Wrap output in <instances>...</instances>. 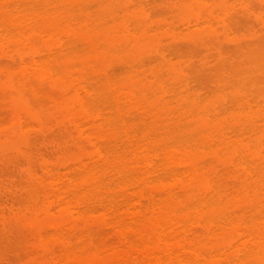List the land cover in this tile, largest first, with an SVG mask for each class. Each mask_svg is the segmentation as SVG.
Masks as SVG:
<instances>
[{"label": "bare ground", "instance_id": "6f19581e", "mask_svg": "<svg viewBox=\"0 0 264 264\" xmlns=\"http://www.w3.org/2000/svg\"><path fill=\"white\" fill-rule=\"evenodd\" d=\"M201 1L178 18L168 1L171 24L153 21L148 0H0V163L14 153L23 170L0 168V264H264V181L244 167L247 148L228 147L242 130L225 118L230 102L213 116L162 45L191 28L200 48L221 31L233 41L217 12L235 7ZM31 135L53 149L34 157Z\"/></svg>", "mask_w": 264, "mask_h": 264}, {"label": "rangeland", "instance_id": "374dc122", "mask_svg": "<svg viewBox=\"0 0 264 264\" xmlns=\"http://www.w3.org/2000/svg\"><path fill=\"white\" fill-rule=\"evenodd\" d=\"M148 1H150V3H154V1H155L154 5H150V6L148 5L146 7V9H148V12H149V10L151 11L150 14H151L152 18L154 17L155 19L161 20V21L165 19V21H169L172 24L171 20L176 21V19L180 15L179 14L180 10H182V12H180L181 14H183V12L186 13V11H188L187 6L190 4L189 2L193 1L191 3V5L194 3L195 4L198 3V5H199V2L201 0H196V1L195 0H187L188 4L185 0H183V1L180 0L182 2H180L179 0H174V1L173 0H164L165 2L163 0H148ZM168 1H170L169 3H171L172 9L178 10V12H173L177 17L175 19H174L175 15H173V13H170V11H169V10H172L171 6L166 5ZM208 1L210 2V0H207V2ZM226 1H225L226 4L228 3L229 6H232V7L234 6L236 10H234V8L231 10L230 7L229 8L226 7L224 10L218 9L219 12H217V17H219L218 14L221 15L220 17H223L222 15H225V17L227 19H229L231 17L228 22L231 23L232 30L234 32L236 31V33L233 34V36H231L232 33L229 32L230 33L229 39L231 38V39H233V41H231V42H230V40L228 41V37L226 40V38H224V37H226V35L225 36L223 35V32L225 33V31H221V29L216 30L217 28H219V26L216 25V27H215L216 29L214 28L216 30V32H218V31H219V33H220V31L222 32L221 34H218L220 39H218V35L217 36H214V34L212 36H211V34L209 36L207 35L208 36L207 41H208L209 37L210 38L214 37V39H216V40L212 39V40H214L212 42V40L209 39V41L211 40V42L208 41L209 42V43H207L208 46H205L204 48L203 47L200 48L201 47L200 44L198 45V47L196 45L194 46L193 43H195V42L190 40V38L192 39V37H191V35L189 37V35L187 33L190 32L192 34V31L194 30L193 28H191L192 31L183 30L180 33L181 34L180 37H182V38L179 39L180 41L178 40L179 42L178 41L172 42V45H171V43H170L171 41L168 43L167 42L168 39L164 38L166 40L162 39L163 40L162 45H165V49L163 47L164 51L166 50V52H167L165 55L167 56V54L169 53L168 54L169 56H167V57L168 58L170 57V60H172V64H174V65L176 63L182 64L181 70H179V69L178 70H179V72L182 71L181 73H183V75L190 76L188 79H190L189 82L191 83V85H193L195 87L194 93L199 94L201 96L207 95V97H210V99L207 98L208 99L207 100L208 101L207 107L209 106L210 112H211V110L214 111V112H211L212 115H213V113L216 114L215 113V111H216V112H220L221 117H223V118L225 116H226L225 118L230 117V118L226 119L228 121L232 117V120H230V121L232 122L235 120L233 123V125H235V126H237V124L235 122L238 120L239 128L240 129L242 128V130H237L238 129L237 128L236 131L233 132V134H232L233 142H231V144L228 147L229 148L231 147L230 150H233L234 152H239V153L241 152V153L245 154V152L247 153V151L249 153V150H250L253 153V154H251V152H250V154H251L250 156L247 153V159L245 158L246 161L244 160L245 161L244 167L248 170V173H252L253 179H254L252 182L255 181L254 183L256 184L259 181V183H262V185H263L264 164L262 165L263 166L262 167L261 165H259V163L262 164L264 162V161H262V159L264 160V139L262 140V137L264 138V120H262L264 118V72H263L264 69H263V71L261 69L264 67V65L262 64V61L260 62L259 60H256V59L259 57L264 58V26H262L264 24L260 25L262 27L258 26L259 24L256 25L257 19H254V18H257L258 14L261 15L264 12V5H261L259 0H257V1L246 0L247 3H245L246 1L244 2L245 5H243V6L248 7V5L250 4L249 6H251L252 9L254 8L253 12H255V14H257L256 15L257 17H255L254 13L251 14V11H248L249 12L248 14H247V12H244L245 8H241L242 6H240L242 4V0H240V2L238 0L237 1L236 0H226ZM248 1H249V4H248ZM211 2L213 4V0ZM182 3H185L183 5H186L183 8L180 7V5H182ZM201 3H202V1H201ZM174 4L177 6L179 5V7H177V8H180V9L173 8ZM208 4H211V3H208ZM246 4H247V6H246ZM191 5H189L190 9H191V7H190ZM164 6H165V9L167 7V11H165V9H163ZM192 7L194 8L193 11L195 12V15H196V13L198 14L199 11H200L199 14L203 13V12H201V10L196 12L197 11L196 8H198L196 5H192ZM223 8H221V9H223ZM185 9H186V11H185ZM237 10H238V12H236ZM193 11L192 12L190 11V12L194 13ZM224 11H226V12H224ZM240 11H241V13H240ZM177 14H178V16H177ZM227 14L229 17L227 16ZM229 14H231V15H229ZM170 17H171V19H170ZM154 18H153V21L155 20ZM168 19H170V20H168ZM254 20L256 21V24H255ZM166 23L167 22H165L164 24H166ZM253 23L255 25H253ZM167 25H169V24L167 23L166 26ZM234 25H235V27H234ZM237 25H238V27H237ZM169 28H170V26H168V30H167V27L165 29V26H164L162 29H155V33L154 32H151V33L152 34L153 33L154 34H158V33L162 34L161 31H164V29H165V31H169ZM195 31H197V30H195ZM230 31H231V29H230ZM184 33L187 34L189 39L186 38V40H184L185 39V37H183V36H185ZM227 33L228 32H226V34ZM158 35H157V37H158ZM220 35L221 36L223 35V36L220 37ZM237 35H238V37L236 38L235 36H237ZM160 37H161V35H160ZM160 37H158V38H160ZM215 37H217V38H215ZM235 38L237 39V41H234ZM223 39L225 41H223ZM162 40H160V41H162ZM238 40L242 41L244 43V45H242L243 44L242 42H241L242 44L239 43ZM173 43H176V44L173 45ZM167 44H169V45H167ZM247 44H249L250 46H248ZM160 45H161V43H160ZM170 45H171V47H170ZM79 50H80V48H79ZM262 59H260V60H262ZM255 60L260 62V63L258 64L257 62H255ZM153 61H151L150 63H147L146 67L147 68L149 67L151 70H158V67H156V66H160L162 64L157 65L158 61L157 62L155 61L157 64L156 63L154 64ZM159 63H161V62H159ZM148 64H150V65H148ZM151 64H152V66H151ZM257 65H259V66H257ZM163 66H164V69L162 67H161L162 69L160 67L159 68L161 70H163L164 76L165 75L166 76H165V78H164V76L162 77L161 82H169L172 79L171 77L175 76V73H173L171 71V65L170 64L168 65L169 68H168V66H166V64H164ZM174 69H176V68H174ZM119 70H121V68H119ZM123 70L120 73L117 70V73L122 74ZM141 70L142 69H140L139 72ZM178 70H174V71H178ZM165 71L168 73V75L166 74ZM172 74H174V75H172ZM169 76L171 79L169 78ZM148 80L153 81V78L149 77ZM178 96L176 97V100L175 99H171V100L169 99L172 102L171 103L172 108L178 107L180 105L179 102L181 104H183L182 101H180V99L178 101ZM216 96H217V98H216ZM218 96H219V99H218ZM220 98H221V100H220ZM233 99H234V101H233ZM229 100H231V101H229ZM220 101L221 102L223 101L221 103L222 105L224 103L230 102L229 104H227V109L224 108V105H226V104H224L223 107H222V105L219 104ZM208 103H210V104L208 105ZM217 103H218V105H217ZM50 104H52V106ZM49 105H50L49 107L51 108L50 109L51 112L46 109V113H47V111H49L48 114L52 113L51 116L52 115L53 116L52 117L50 116V117L53 119L54 114H55V107H53V105H54L53 103H49ZM228 105H232V106H228ZM219 106H221V108H224L225 110H227L228 114L226 112H223L224 109L218 108V110H217V107H219ZM2 108L0 106V109L2 110V111L0 110V118L2 117L1 118L2 121L7 120V119L9 120V115L7 112L8 109L3 110ZM211 108H213L214 110ZM229 110H230L231 114L229 113ZM222 112L226 113L225 116L224 115L222 116V114H223ZM6 113H7L8 117L6 116ZM152 113H153V111H152ZM217 114H219V113H217ZM229 114L232 116H230ZM246 118H250L252 121L255 122V124L253 123L255 125V127H253V129L248 130L247 127H244L246 125H249L250 122L252 123V121L250 119L248 121V119H246ZM46 119H48V118H46ZM259 119H261V120H259ZM240 120H242L243 122ZM256 120H258V121H256ZM239 122L243 125H241ZM246 122L247 123L249 122V123L246 124ZM257 122H259V123H257ZM137 123L138 122L136 121V124ZM179 123H181V122H179ZM133 124L136 125L135 122ZM240 125H241V127H240ZM142 126H143V124H142ZM235 126H233V127H235ZM242 126L246 129L245 132H240V131H244ZM176 127H180V124H179V126L177 125ZM32 135H34V134H32ZM37 136L35 137L36 139L32 136L33 138L31 137V139H32L31 142H32L33 146L35 145L34 147L36 148V150L34 149L35 152H33L34 157L37 156V158H38L40 156V155L39 156L37 155L39 150L45 148L46 150L51 151L53 148L51 145H48L46 142H44L42 138H39L41 136H39V137H37ZM37 139H40V140H37ZM261 141H263V142H261ZM41 144H42V146H41ZM232 144H234V146ZM261 145H262V147H261ZM256 147L260 150V152H258V150H256L257 149ZM244 148H247L248 150L244 149ZM250 148L251 149L254 148L255 150H251ZM254 153H258V154H254ZM260 153H262L261 155L263 158L261 157ZM254 155H255V158L258 157V159L257 158L256 159L259 162H257V160L255 158H252ZM10 156L11 155H9V157L4 162H2V164L0 163V168L3 167V165H4V169L6 168L5 170H7V169L9 170L10 166H11V168L9 171H13V170L15 171L17 169V172H15V173L12 172V173L15 174L16 177L18 178V174L22 173L23 170L19 169V167L17 168V163H19V162L16 161V160H18L16 158H21V157L19 155H15L14 153L12 155L14 158H12ZM14 159H16V160H14ZM21 160H25V159L22 158ZM41 160H42L41 158H39L38 160L36 159V161H40V163H41ZM247 162H250L251 164L250 163L246 164ZM20 163H22V161H20ZM40 163H38L37 167L40 166ZM23 164L25 165V162H23ZM247 165H248V167H247ZM25 166H23V168ZM259 166H260V168H259ZM261 167H262L263 171H262ZM255 168H257V170ZM2 170H0V179H2L1 177L4 175L2 173L4 170L3 171ZM250 170H252V171H250ZM233 171L234 172L240 171V173H242L241 172L242 170L239 168H233ZM4 173L7 174L8 171H7V173L6 172H4ZM8 174L10 176H14V175H11L10 173H8ZM3 178H4V176H3ZM258 179H260V180H258Z\"/></svg>", "mask_w": 264, "mask_h": 264}]
</instances>
